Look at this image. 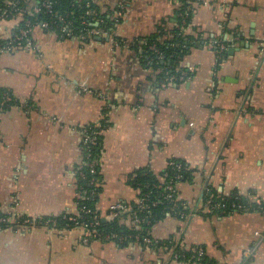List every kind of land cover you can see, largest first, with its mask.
<instances>
[{"label":"crops","instance_id":"crops-1","mask_svg":"<svg viewBox=\"0 0 264 264\" xmlns=\"http://www.w3.org/2000/svg\"><path fill=\"white\" fill-rule=\"evenodd\" d=\"M117 18L112 36L58 38L41 26L33 47L0 55V89L17 105L0 111V213L40 219L73 213L85 130L101 120L98 207L133 202L131 173L159 174L185 161L179 198L197 207L208 185L223 197L264 198V0H195L186 33L203 44L180 63L188 78L159 81L138 47L174 27L177 0H91ZM19 19H0V39ZM114 38L117 44H114ZM221 39L216 55L206 40ZM79 228L0 229V264H187L138 243L90 239ZM156 241L180 238L217 264H264V213L166 217Z\"/></svg>","mask_w":264,"mask_h":264},{"label":"trees","instance_id":"trees-1","mask_svg":"<svg viewBox=\"0 0 264 264\" xmlns=\"http://www.w3.org/2000/svg\"><path fill=\"white\" fill-rule=\"evenodd\" d=\"M179 5L175 9V22L176 24L181 25L182 20H184V28L180 30L177 27H174L168 34L169 37L166 39H162L163 33L159 35H154L151 37H146L138 42H135L134 47H138L142 54V58L146 61L150 68H152L155 72H158V79L159 81H163L164 78L167 76V73L171 75L179 76L180 73L183 71L181 68L180 63L183 59L189 55L192 48L203 44L205 40L201 39L199 36H192L186 33V29L190 24V19L192 15V5L193 1L195 0H177ZM18 11L12 12L8 15L7 19L18 18L19 25L18 28L15 29L14 33H17L19 29H29L32 31L35 27L41 26L42 23L46 22L49 25V28L46 29L49 32H53L58 38H61V22L60 19L64 20H71L73 25V35L71 37L66 38H80V35L84 32V29H102L107 31L108 35L111 37L114 31V27L116 26V21L113 17L108 16L107 14L101 13L99 8L91 1V0H81V3H76V0H55L51 5L49 10H45L41 7L39 0H26V1H18L17 4ZM88 7L94 11V16L87 15L86 12ZM5 9L4 0H0V14ZM39 9L37 12L34 10ZM118 22V21H117ZM97 23V25H95ZM93 38L88 37L86 39ZM63 39V38H61ZM117 41L116 38H114ZM4 39H0V43H3ZM207 43L211 45V48L214 50L216 55L221 56L224 54V51H219L218 46L214 43L223 41L221 39L210 38L206 40ZM214 42V43H213ZM223 44V43H222ZM150 46H155L158 51L164 54L165 58L162 61L158 59V54L153 52L150 49ZM26 49V48H22ZM180 81H176L174 84L179 83ZM6 93L8 94L13 100L9 104H4L0 111H4L5 109L9 108V106L17 105L19 100L13 96V94L7 89H0V96ZM1 101V99H0ZM102 126V129H106L108 127V123L106 120H101L99 123ZM98 124H93L87 128L89 135L93 132H97L100 130L101 127H98ZM97 144L90 147L91 156L87 159L85 156L83 157L84 161L90 160H97L95 165L96 174H92L88 168L80 167L82 166V162L77 167L76 171L80 169V171L84 174L85 179H82L80 176L77 175V190L78 188L86 189L87 191L94 190L96 194L91 197L93 199L80 201L79 206H84L88 209L94 210L96 207L97 202L99 201V193L101 191L100 187H94L90 185L89 181L91 179L101 180L100 169H99V160L102 151V133L97 135ZM174 162L182 166V170L179 173L182 175L181 179H179V184L185 181H191L193 170L189 167V165L180 159H170L168 162ZM171 166H167L163 169L162 172L159 174H154L148 169H140L133 173H131L129 177V184L130 186L138 190L139 197H141L145 193H149V199L147 203L150 205V208L144 211H139L133 202H129L130 205L133 207V212L136 213V217L140 220L147 219L149 222L146 223H121L119 219H114L112 221H105L103 219H98L95 214H89L83 216L82 219L79 221H85L87 223H91L90 228L94 231L102 233V237H100L99 241L103 243H115L119 246H125L131 243H135L136 240L133 236L139 235L142 236H150V229L151 227L166 218V213L170 212L176 218H178V214L181 210L179 206L180 202H168L163 199V191L165 186L169 181V177H171L173 171ZM174 174V173H173ZM162 178V181L160 180ZM177 197L178 189H177ZM175 196V197H176ZM155 200H164L163 203H158L154 206H151V203ZM211 200L212 203L220 202L226 205L225 213H222L221 209L213 208L208 209L205 211L206 208V201ZM179 201H183L179 199ZM185 202V201H183ZM128 203V202H127ZM241 203L245 206L244 210H239L235 208V204ZM134 205V206H133ZM200 208L196 207L193 208L195 214L200 213H207L211 215H218V216H228L230 215L229 212H236L242 213L244 212H251V211H259L263 212L261 208L264 209V202L260 204L249 202L247 199L240 197L238 195H233L230 197H223L211 186L207 187V190L204 191ZM72 215V213H63L56 217H48V218H40L39 224H43L46 220H55L58 229H70L74 225L73 222L68 221V218ZM172 215V216H173ZM232 215V214H231ZM124 220L130 217L129 213L124 214ZM25 218V217H22ZM145 218V219H144ZM28 219V218H27ZM6 227H0L3 229ZM106 234L113 235L115 234L116 237H123V241L119 243V241L115 238L105 240L104 236ZM175 237L169 238L167 240L159 241V246L163 247L164 245H170L169 240H174ZM96 240V238H92ZM98 240V239H97ZM143 245L142 241H138V244ZM202 249L203 255L201 256V261L199 264H217L212 259H209L204 251V248L201 246H191L188 249L184 247L181 243L180 249L177 247V251L180 252V256L178 261L180 262H187L189 258L194 255L193 249Z\"/></svg>","mask_w":264,"mask_h":264},{"label":"built area","instance_id":"built-area-1","mask_svg":"<svg viewBox=\"0 0 264 264\" xmlns=\"http://www.w3.org/2000/svg\"><path fill=\"white\" fill-rule=\"evenodd\" d=\"M18 1L21 0H4V4H5V9L3 10V12L0 14V19H7L8 15H10L12 12H16L18 11ZM26 1V0H23ZM55 0H39V3L41 5L42 8H44L45 10H49L51 8V5L53 4ZM76 3H81V0H76ZM39 9L34 10L35 12H37ZM87 15H92L94 16V11L91 10L88 7V10L86 12ZM115 21L117 22L118 19L115 18ZM61 22V38H66V37H71L73 35V25H72V21L71 20H64V19H60ZM184 20H182L181 25L177 24L176 27L179 28L180 30H182L184 28ZM95 25H97V23H95ZM41 27L44 29H48L49 25L48 23L44 22L41 24ZM93 36H99V37H109L107 31L102 30V29H98V28H94V29H84V32L80 35L81 39H86L88 37H93ZM6 41H4L3 43H0V55L2 53H7V52H14L15 50H19L22 48H31L33 47V40L31 37V31L29 29H19L17 33H14L12 35H10V37H8L7 39H4ZM114 44H117V41H113ZM214 43V42H213ZM216 46H218V50L219 51H224L225 46L222 43H218L215 41L214 43ZM150 49L153 50V52H156L158 54V59H161L162 61L164 60L165 56L164 54H162L160 51L157 50V48L155 46H150ZM188 71H182L180 73L179 76L176 75H171L169 73H167V76L164 78V83L166 84H173L176 81H183L188 75ZM188 78V77H187ZM0 108L4 105V104H9L13 99L6 93H3L0 96ZM98 127H101L99 131L97 132H93L91 135H89L88 130L86 129L84 132V138L82 141V151H83V157L85 156L87 159H89V157L91 156L90 153V147L96 145L97 142V135H99L100 133H102L105 129H102V126L100 124H98ZM97 163V160H90V161H84V159L82 160V166L80 167V169L82 167H86L89 169V171L92 174H96V169H95V165ZM167 166H171L173 169V173L171 175V177H169V181L167 183V185L164 188L163 191V199L168 201V202H180L179 206L181 207V210L179 212H176L179 216L178 219H186L188 217L194 216L195 212L193 208H196L192 205H190L187 202H183V201H179V197L176 196L177 194V189H178V183H179V179H181L182 175L179 173V171L182 170V166H180L179 164H176L174 162H168ZM79 170L76 171V174L78 176H80L82 179H85L84 174ZM160 180L162 181V178H160ZM101 180H95V179H91L89 181L90 185H93L94 187H100L101 186ZM208 185H206L203 188L202 191V195H201V199L203 196L204 191L207 190ZM138 192V190H137ZM96 194V192L94 190L91 191H87L86 189H82V188H78L77 190V197L74 203V207L75 210L73 211L72 215L68 218V221H71L74 223V225L72 226V228H79L83 231V241L84 242H88L90 239L92 238H96V239H100V237H102V233L94 231L90 228L91 223H87L85 221H79L80 219L83 218V216L85 215H89V214H95L96 217L99 219H103L105 221H112L114 219H119L121 221V223H135V224H141V223H148L149 221L147 219L145 220H140L138 219V217H136V213L133 212V207L132 205H130L129 203H125V202H114L111 203L108 206V209L105 213H101L99 211V207H98V202L96 204V207L94 210L88 209L84 206H79V202L80 201H86V200H91L93 198L94 195ZM139 192L137 195L136 200L134 201L135 206L137 207V209L139 211H144L150 208V205L147 203L148 199H149V193H145L143 194L141 197H139ZM176 196V197H175ZM201 199H200V204H201ZM163 200V201H164ZM162 200H155L151 203V206H154L158 203H163ZM261 202H264V198L260 199L258 201H256L257 204H260ZM206 208H204L205 211H208V209H212L213 208H219L221 209L222 213H225V209H226V205L220 203V202H215L212 203L211 200L206 201ZM134 206V205H133ZM197 207H201L200 205H198ZM235 208L239 209V210H244L245 206L241 203L235 204ZM264 213V209L261 208ZM244 212V211H243ZM125 213H129L130 217H128L127 219L124 220V214ZM236 212H232L230 211L229 214H235ZM173 214H171L170 212L166 213V217H175ZM228 215V216H230ZM176 218V217H175ZM39 224V220L38 219H27V218H22V217H11L8 215H4L2 213H0V227H6V228H12L14 230L17 231H29L31 229H33L35 226H37ZM41 225H49L52 228L58 229L57 225H56V221L55 220H46L44 221L43 224ZM134 239L136 240L135 243H138V241H142L143 246H146L148 248H151L155 251H160L163 252L164 254H166L170 260H175L178 261L179 256H180V252L177 251V247L180 249L181 246V240L180 238L176 237L174 238V240L170 239L169 243L170 245H164L163 247L159 246V241L153 240L150 236H142L140 237L139 235H135L133 236ZM117 239L120 242L123 241V237H116L115 234L110 235V234H106L104 236L105 240H109V239ZM109 243H112V241H110ZM115 244V243H113ZM140 244V243H139ZM141 245V244H140ZM195 250V251H194ZM192 251H194V255H192L189 260H187V262H183V263H187V264H199L201 261V256L203 255V251L202 249H193ZM180 262V261H178Z\"/></svg>","mask_w":264,"mask_h":264}]
</instances>
